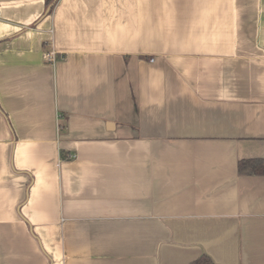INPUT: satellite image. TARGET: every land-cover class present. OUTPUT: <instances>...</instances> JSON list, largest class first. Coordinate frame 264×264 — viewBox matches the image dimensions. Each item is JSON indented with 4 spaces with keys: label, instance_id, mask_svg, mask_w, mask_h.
I'll use <instances>...</instances> for the list:
<instances>
[{
    "label": "crops",
    "instance_id": "crops-1",
    "mask_svg": "<svg viewBox=\"0 0 264 264\" xmlns=\"http://www.w3.org/2000/svg\"><path fill=\"white\" fill-rule=\"evenodd\" d=\"M44 10L0 0V264H264V0Z\"/></svg>",
    "mask_w": 264,
    "mask_h": 264
},
{
    "label": "trees",
    "instance_id": "trees-1",
    "mask_svg": "<svg viewBox=\"0 0 264 264\" xmlns=\"http://www.w3.org/2000/svg\"><path fill=\"white\" fill-rule=\"evenodd\" d=\"M58 0H45V10L43 15H48L52 12L56 2ZM52 6L48 9L47 13H45L46 9L49 5ZM237 169L240 173L245 174H264V158H248V159H240L237 162ZM190 264H216L214 263L208 256L202 255L192 261Z\"/></svg>",
    "mask_w": 264,
    "mask_h": 264
},
{
    "label": "built area",
    "instance_id": "built-area-1",
    "mask_svg": "<svg viewBox=\"0 0 264 264\" xmlns=\"http://www.w3.org/2000/svg\"><path fill=\"white\" fill-rule=\"evenodd\" d=\"M45 57H46V59H47L48 61H53V60L55 59L53 53H52V54H51V53L46 54Z\"/></svg>",
    "mask_w": 264,
    "mask_h": 264
},
{
    "label": "water",
    "instance_id": "water-1",
    "mask_svg": "<svg viewBox=\"0 0 264 264\" xmlns=\"http://www.w3.org/2000/svg\"><path fill=\"white\" fill-rule=\"evenodd\" d=\"M53 3L49 5V7L46 9L45 13H47L48 9L52 6Z\"/></svg>",
    "mask_w": 264,
    "mask_h": 264
}]
</instances>
